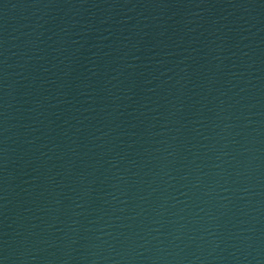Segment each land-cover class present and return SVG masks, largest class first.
Returning <instances> with one entry per match:
<instances>
[{
	"label": "water",
	"instance_id": "1",
	"mask_svg": "<svg viewBox=\"0 0 264 264\" xmlns=\"http://www.w3.org/2000/svg\"><path fill=\"white\" fill-rule=\"evenodd\" d=\"M0 264H264V0H0Z\"/></svg>",
	"mask_w": 264,
	"mask_h": 264
}]
</instances>
